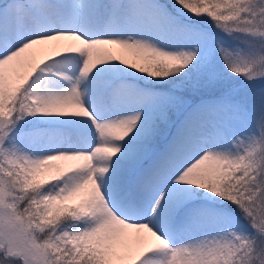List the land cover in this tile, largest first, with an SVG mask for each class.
<instances>
[{"label": "rangeland", "instance_id": "374dc122", "mask_svg": "<svg viewBox=\"0 0 264 264\" xmlns=\"http://www.w3.org/2000/svg\"><path fill=\"white\" fill-rule=\"evenodd\" d=\"M100 1L49 5L77 19ZM117 3L122 29L85 39L46 23V0H0V264H264V0ZM23 15L51 33L21 23V34ZM55 36L67 39L45 48ZM69 55L65 82L41 76L57 71L44 59ZM83 71L134 83L112 88L99 114L85 106V79L72 82ZM188 83L202 93L185 116L191 99L175 91ZM83 132L88 151L67 139ZM182 133L191 145L158 146ZM166 155L190 159L175 172L158 165L166 177L146 190L142 216L120 215L108 199L122 174ZM187 201L196 209L167 240L156 228L174 227L166 213Z\"/></svg>", "mask_w": 264, "mask_h": 264}, {"label": "bare ground", "instance_id": "6f19581e", "mask_svg": "<svg viewBox=\"0 0 264 264\" xmlns=\"http://www.w3.org/2000/svg\"><path fill=\"white\" fill-rule=\"evenodd\" d=\"M46 1L48 2V5L49 3L54 4L53 0H46ZM80 1L81 3H83V5H85L86 1H90V0H80ZM117 1L119 0H102L96 3L94 7H92L91 9H88L87 11L84 9L83 11L81 10L82 12L80 13V15L78 14L77 19H74L73 16L71 19L69 17L70 15H68L66 12L62 10L59 12V10L53 9L50 5H49L50 9L45 8V7L43 9L45 13L48 15V17L45 18L46 23L49 24L50 26L56 25L58 27H61L63 30L66 29L68 31H72L78 34L79 36H81L82 38L91 39V38H94V35H101V34L110 35L122 29L123 16L120 14V11H122V9H121V5L117 3ZM24 6L26 7V5ZM20 13L22 15V12ZM103 16L106 18V20L105 18H103ZM21 21L22 22L17 21L15 26L19 30L21 29V32L23 29V25L21 23H23L24 26H30L28 30V35L30 34L35 35L38 33H47L48 35L51 33V32H48L49 30L47 27H39L41 25L36 26L37 23L31 22L24 15ZM146 30L148 31V28H146ZM23 32L21 34H23ZM6 37L8 38V35ZM134 37H137V36L134 35ZM53 38L55 39L50 42L45 41L43 45L45 48L47 47L53 48L54 51L58 43L62 39H64L63 42H65V40L67 39V38H62L61 36H55ZM35 48H37V45L27 49V52L30 54H34L35 56L36 55L35 53L37 52L35 51H34L35 53L32 52ZM72 56L69 55V57H65V58L49 57L47 59H44L46 61H43L39 67H43L44 65L47 64L50 66H54V69H57V71H55V74H51L47 76L46 75L44 76L41 74V76L47 77L48 79H51V80H55V82H57L58 84L65 82L68 78V72L65 68H63L64 67L63 64L65 63L66 65H69L70 67L73 66V63L70 59ZM78 66H79L78 64L76 65L74 64L73 68L75 70H78L77 69ZM93 74L94 75H92L91 73L86 74L83 71L81 72V74L74 75L72 78V82L73 84L78 85L80 82L84 83L83 81L85 79V85L83 84L82 86L83 92H81L85 99V103H86L85 106L87 105L90 109H92L93 111L99 114L100 113L104 114V113L109 112L108 111L110 109L109 102L112 103L111 95H110L112 88L116 89L127 83H131L132 85L134 83L130 79L125 81L121 79H114L112 78V76L99 75V73L97 74L95 72ZM18 79L19 80L21 79V75H19ZM19 80L17 79L11 80L12 86L15 87L16 86L15 84ZM105 80H106V83L109 84L110 86L108 87V85L106 84L107 86H105V88H98L100 87L102 81L105 82ZM97 82H100L99 86L96 85ZM88 83H93V85L88 86L87 85ZM51 126L53 125H50L49 127ZM85 133L86 132L73 133L71 135H68L67 139L70 140L72 138L71 136L74 135L77 139L72 140V143H71L72 146L77 149L88 151L89 150L88 148L90 145L87 142L88 134L86 133L87 134L86 135ZM57 144H59V142ZM164 144H166V142ZM185 145H191L190 141H187L185 138L183 139L174 138V139H171V141L166 145V148H168V152L169 151L171 152L173 150H178L179 148H183ZM90 154H92L91 151H90ZM182 157L183 158L179 159L181 161H175L174 159L176 158L170 159L166 155L165 158L160 159L158 163L155 164L153 169L150 166H146V168L143 170V174L138 177L135 175L134 170H131L129 174H126V173L122 174L124 179L120 184L113 187V189L116 190V192L112 197L110 196L111 199H108L109 202L114 207V209L118 211L120 215L124 216L126 219H131L132 221H135V219H139V217L142 216V213L144 211L142 210V208L147 206L148 197L146 194V190L149 188L156 189L155 185H158L159 180L162 181V178L166 177L164 172H162V174L164 173V175H162L156 170V168H158V165L162 164L165 170L175 171L174 169L175 164L180 165V163L183 162V160L185 159L184 157H187L188 159H190L189 155L182 156ZM92 159L94 160L93 157ZM140 159L141 158L139 157L137 160L139 161ZM77 171L78 169H72V172H77ZM94 174L96 175L97 179L106 178L105 174H102L98 172L97 170H95ZM148 175H150L151 178L153 179L156 178V179L152 180L151 178H149ZM160 175H162L161 176L162 178H159ZM136 177H137V180L135 179ZM134 179L136 180V182L134 181ZM136 185L138 187H136ZM139 186L141 189H144L143 194L141 195L138 194L141 191ZM150 200L151 199L149 198L148 201ZM194 209L196 208H193V206H191V202L187 201V203H185L184 206H182L180 209L174 208L166 213L170 224H173L172 226L174 227L170 229L169 226L167 227L164 226V228H160L158 226L156 229L159 230L160 234H162L163 237H165L167 240L169 239L172 240L173 238H175L176 232L184 228V225H182V223L186 220V217H189L191 213L193 214ZM153 226H156V224ZM113 264H118V259H115Z\"/></svg>", "mask_w": 264, "mask_h": 264}, {"label": "trees", "instance_id": "16d2710c", "mask_svg": "<svg viewBox=\"0 0 264 264\" xmlns=\"http://www.w3.org/2000/svg\"><path fill=\"white\" fill-rule=\"evenodd\" d=\"M179 18H181V19H184L185 21L187 20L186 19V16H183L182 14L180 15L179 14ZM178 20H180V19H178ZM181 21V20H180ZM224 33H225V35H227V37H232V36H237V31H235L234 29H232V28H230L229 30L228 29H226L225 31H224ZM181 68H179V69H177L178 71L180 70ZM186 70H182L181 71V73H179V77L177 78V79H181V80H186V78H187V76L186 75H184V74H182V73H184ZM176 76H177V74H176ZM172 79V78H171ZM176 80V79H175ZM180 80V81H181ZM177 81V80H176ZM192 84H193V82H192ZM185 87H184V89H182L181 91L180 90H176L175 92H179L178 94L181 96V97H183V98H190L191 99V104H190V106L188 107V108H185L183 111H182V113H183V115H185V116H187L188 114H189V112H191V109H193V107L197 104V101H199L200 102V95H201V93L202 92H200V89L199 88H201V87H196L195 89H192V87H188L187 85H191V84H183ZM187 86V87H186ZM168 87H171V84H169L168 83ZM170 89V88H169ZM170 90H172V89H170ZM173 91V90H172ZM202 91V90H201ZM182 115V116H183ZM182 116H180V117H178V119L175 121V123H174V127L172 128V130L171 131H169L168 132V134H171L172 133V131H173V129L175 128V126L177 125V123L176 122H178L181 118H183ZM166 135H165V139H163L160 143H159V145L158 146H162L163 144H164V141L166 140Z\"/></svg>", "mask_w": 264, "mask_h": 264}]
</instances>
